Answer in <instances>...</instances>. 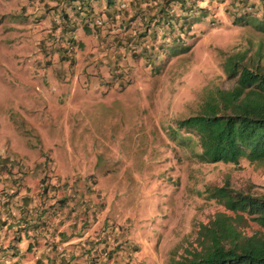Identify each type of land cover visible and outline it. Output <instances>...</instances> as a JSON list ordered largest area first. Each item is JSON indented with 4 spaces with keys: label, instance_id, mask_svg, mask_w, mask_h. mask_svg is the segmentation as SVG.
I'll use <instances>...</instances> for the list:
<instances>
[{
    "label": "rangeland",
    "instance_id": "obj_1",
    "mask_svg": "<svg viewBox=\"0 0 264 264\" xmlns=\"http://www.w3.org/2000/svg\"><path fill=\"white\" fill-rule=\"evenodd\" d=\"M198 4L185 43L159 51L138 47L136 55L129 50L117 61L95 41L87 49L94 56L83 54L85 63L70 68L57 49L66 47L68 55L77 42H68L66 33L44 37L41 46L36 0H0V153L24 164L23 178L35 174L37 182L49 183L56 169L81 178L55 196L74 191V198L91 204L85 213L78 209L73 229L85 227L72 250L81 240H100L95 264H165L169 248L181 250L199 222L223 210L205 197L208 185L264 192V160L198 161L169 137L176 119L195 110L205 86L234 83L222 66L226 53L245 50L249 62L264 68V0ZM89 174L95 180L82 179ZM54 199H46L52 211ZM71 202H64L57 226L65 233L73 224L65 215ZM36 238L42 251L45 239ZM142 248L144 254L136 255Z\"/></svg>",
    "mask_w": 264,
    "mask_h": 264
},
{
    "label": "trees",
    "instance_id": "obj_2",
    "mask_svg": "<svg viewBox=\"0 0 264 264\" xmlns=\"http://www.w3.org/2000/svg\"><path fill=\"white\" fill-rule=\"evenodd\" d=\"M70 1L75 8V15L82 16L85 20L87 16H143L149 12L157 23L165 22L169 27L172 16H178L174 9L177 5L183 12V21L179 27L184 28L185 32L195 22L192 16H198L194 14L197 9L196 0H129L126 7L120 6V0H104V7L98 11L95 10L94 0ZM198 9L204 11L200 7ZM189 47L185 45L179 51ZM222 66L227 76L234 78V83L229 87L205 86L199 94L195 110L176 119L169 137L176 145L187 150L188 157L198 161L238 163L241 158L250 162L262 161L264 68L249 62L245 50L226 53ZM23 165L19 160L17 163L16 158L0 153V175L9 178L14 185L17 183V187L25 183L18 181V177L23 178V174H20ZM35 165L37 167L38 164ZM37 183H41L38 193L40 203L31 211L22 206L18 221L20 225L17 229H6L5 234L7 231L9 234V230L12 233L8 245H0V264H19L18 259L9 262L5 260H12L19 255L20 250L15 241L22 237L21 231L24 235L35 238L42 235L45 243H49V250L43 249L44 255L38 257L34 264H95L94 251L97 250L99 255L103 249L100 240L98 244H91V239L81 240V247L73 250L77 253L73 252L69 256L68 248L58 247L59 242L67 241L72 235L82 236V228L85 227L83 225L78 231L71 228L68 233L57 229L62 224L64 202L67 198L72 199V207L66 210L65 215H68V220L76 228V222L80 218L78 209H83L84 213L92 209L84 204L89 201L80 202L74 198V191L56 197L57 190L70 187L67 180H55L51 184L43 181ZM17 191L18 189L12 190L6 196L11 199ZM53 197L54 212L51 209L54 203H46V199ZM205 197L214 198L222 204L223 210H217L207 221L199 222L194 236L184 238L185 244L181 250L177 246L169 248L165 264H264V192L254 194L230 187L226 182L206 186ZM8 202L4 200V204ZM56 218H60V221L54 223L53 219ZM252 225L255 227H251ZM55 234L58 235L57 241L52 239ZM31 247L32 243L29 242L26 250Z\"/></svg>",
    "mask_w": 264,
    "mask_h": 264
},
{
    "label": "crops",
    "instance_id": "obj_3",
    "mask_svg": "<svg viewBox=\"0 0 264 264\" xmlns=\"http://www.w3.org/2000/svg\"><path fill=\"white\" fill-rule=\"evenodd\" d=\"M120 1L125 2L126 5L124 7H126L129 2V0ZM93 3L96 11L102 9L105 4L104 0H94ZM29 4L31 6L33 5L32 3ZM36 5L41 9L39 17H36H38L37 22L40 24L44 33L43 39L40 40L41 46L45 43L44 37L66 38V33H68V42L70 40L72 43H74V40L77 42L76 47L74 46V49L72 52H68V55L66 54V47L64 52L57 49L58 59L63 61L64 64L69 63L70 68H77L85 63V59L82 58V55L90 53L87 49H89L90 45L95 41L99 42L98 44L101 46L102 51H107L113 59L121 61L120 59L124 58L122 55L126 53V56H128L127 51L129 50L136 52L138 47H142L143 50L146 51L147 47H151L154 51H159L164 48L165 44H183L189 37L185 34L186 32L183 28H181L183 31H179L175 26L176 22L183 21V16H181L183 12H181L177 5L174 6V9L178 16H172L171 27L165 22L161 24L157 23L155 18L150 16L149 12H146L143 16H87L85 20L82 16L75 15V8H73V4L70 0H36ZM20 9L23 14L28 12V8L24 5H22ZM101 19L103 20V24L99 25L98 21ZM161 19L163 18L161 17ZM84 21H87V23L85 24ZM187 33H190V31H187ZM61 49L64 50L63 48ZM42 51L43 53L46 52L44 48H42ZM39 53L41 52L39 51ZM90 55L94 56L93 53H90ZM53 167H55L54 164ZM19 175L20 174H18V176ZM91 175L92 174H89L86 178L82 179L90 181L91 178L94 179ZM13 176H16V174H13ZM28 176H30V178L26 176L24 178L18 177L19 182L25 183L17 187V183L14 185V182L8 180L9 178L7 179L4 175H0V245H8V241L10 240L9 238L12 230H9V234L8 231L7 234H5L6 229H10L11 227L17 229L20 225L18 224L21 215L20 208L24 206L27 210L31 211L36 208L35 205L40 203L38 193L41 188V183H37L38 178H36L37 176L35 174ZM64 176L65 174L61 173L59 169H56V173L49 181L52 183V181L55 180L59 182L61 180H81L79 176H73L74 178H70L69 176L66 178ZM3 181L4 183H1ZM15 189H18L16 195L9 199L6 194L9 192L11 193L12 190ZM25 194H27V196H25ZM4 200L9 202L4 204ZM84 204H86V206L91 205L89 202ZM70 228H73V224ZM169 229H171V226ZM16 232L18 231L16 230ZM156 232L159 234V231ZM21 234L22 237L20 240L18 239L15 241L20 250L19 255L17 258H12V260L7 259L5 261L9 262L18 259L19 264H34L38 257L44 255L43 250L40 251V248L37 246L40 242L38 238L35 237H24L22 231ZM78 238L80 237L72 235L68 237L67 241L59 242L58 247L61 248V244L66 245L68 243V256L73 252L77 253L73 251L71 247L75 245L74 241ZM144 239L148 242L144 246H147L151 240H148L147 235H145ZM29 242L32 243L31 249H34L32 253H29L31 249L26 250V245L29 244ZM42 245L45 249L49 250V243H43ZM135 254H144L143 248L135 251ZM30 256H32L31 259L29 258ZM129 258L130 257H128V259Z\"/></svg>",
    "mask_w": 264,
    "mask_h": 264
},
{
    "label": "clouds",
    "instance_id": "obj_4",
    "mask_svg": "<svg viewBox=\"0 0 264 264\" xmlns=\"http://www.w3.org/2000/svg\"><path fill=\"white\" fill-rule=\"evenodd\" d=\"M196 4L197 5H199L198 4V0H196ZM126 4H125V2L124 1H122L121 3H120V6L121 7H124ZM254 10V9H253ZM253 10H251V11H253ZM262 15L264 16V12L262 13ZM98 23H99V25H102L103 24V20L101 19L100 21H98ZM181 22H176V24H175V26H176V28L179 30V31H183V30H181V28L179 27V24H180ZM194 24V22L192 23V25H191V27H190V29H189V31H191L192 30V28H193V25ZM184 29V28H183ZM187 33V32H186ZM185 36V35H184ZM132 51V50H131ZM133 52V51H132ZM135 54H137V51L134 53V55ZM178 147H180V146H178Z\"/></svg>",
    "mask_w": 264,
    "mask_h": 264
}]
</instances>
